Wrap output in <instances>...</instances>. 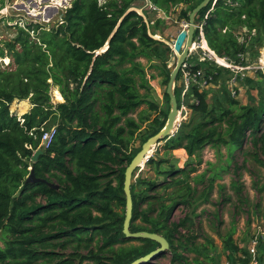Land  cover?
Masks as SVG:
<instances>
[{
	"label": "trees",
	"instance_id": "trees-1",
	"mask_svg": "<svg viewBox=\"0 0 264 264\" xmlns=\"http://www.w3.org/2000/svg\"><path fill=\"white\" fill-rule=\"evenodd\" d=\"M137 1L72 0L56 25L17 24L16 35L0 48V56H10L14 63L12 68L0 67V238L4 243L0 264H35L43 257L38 248L52 244L48 238L60 237L59 233L69 238L66 242L85 243L87 248L100 240L99 252L106 253L92 255L94 264H129L160 246L148 238H127L123 232L125 171L142 147L135 148L133 143L139 137L143 144L158 133L169 114L151 99L148 69L158 71L165 87L172 72L169 44L150 34L144 15L128 12ZM149 1L165 16L173 7L185 5L181 18L189 22L202 0ZM4 6L5 0H0V10ZM196 24H203L210 48L244 64L241 55L251 45L264 47V0H212L198 13ZM239 29L246 33L244 40L237 34ZM108 42L109 47L98 53ZM205 71L214 75V81L231 75L230 70L214 66H206ZM258 74L264 79L262 70ZM245 79L254 84L253 77ZM53 87L64 101H52ZM182 89L176 85L179 108ZM207 91L191 86L187 94V99H194L189 103L190 119L164 141L167 154L182 148L189 158H197L212 146L225 147L233 156L250 137L258 139L264 126V94L257 104L242 105L229 91L226 105L209 103ZM27 99L33 105L29 112L19 117L11 111L16 100ZM143 104L158 114L154 118L141 115L142 123H148L140 131L143 124L130 114ZM54 127L50 146L43 148V134ZM38 150L42 153L34 162ZM156 154L146 162L156 176L140 173L132 181L131 231L162 234L170 242L172 264H186L187 257L179 248L188 250L185 244L198 238L192 232L194 216L187 213L175 220L174 213L181 206L191 207L194 213L196 202L208 201L219 174L209 169V183L200 192L191 183L195 167L177 165L173 154ZM31 167L46 182L28 181ZM205 177L203 173L195 181L203 182ZM235 233L233 226L223 237L231 260L241 249ZM207 248L203 245L202 252ZM207 250L205 259L212 257ZM195 264L202 262L196 258Z\"/></svg>",
	"mask_w": 264,
	"mask_h": 264
},
{
	"label": "rangeland",
	"instance_id": "rangeland-1",
	"mask_svg": "<svg viewBox=\"0 0 264 264\" xmlns=\"http://www.w3.org/2000/svg\"><path fill=\"white\" fill-rule=\"evenodd\" d=\"M100 1L103 2L104 0ZM71 4L72 0H5V6L0 10V48H5L6 42L16 35L18 25L25 27L28 23H40L51 28L62 20L65 10ZM134 6L133 8L139 13H143L150 22V33L160 37V39L169 41L171 53L168 57V67L173 70L179 59V54L172 49L173 43L183 29L184 24L188 23L186 19L181 18V12L185 9V5L180 4L173 7L169 16H165L162 11L155 10L149 0H139ZM237 34L240 35L241 40H244L246 34L244 30L241 31L239 29ZM261 36L264 38V28L261 31ZM259 46V44H253L249 47L248 52L244 55L246 63L255 64L259 62L261 53H264V47L260 48ZM193 55L192 60L199 61L200 54L193 53ZM144 61L146 62V60ZM205 65L203 63L201 66L204 67ZM0 67H14L13 59L10 56H0ZM148 73L151 83V89L149 90L151 99L159 105L160 110L170 112V101L165 92L167 87L161 84V76L155 69L149 68ZM252 76L254 84H249L244 78L238 80L236 85H230L227 75H221L213 85L208 87L209 103L228 105L226 103L228 101L227 93L230 91L232 97L242 105L257 104L264 94V79L258 72H253ZM57 92L61 94L58 88L53 87L51 94L54 103L63 101V97L59 98ZM142 92H145V90L142 89ZM184 93L185 91L182 90L180 97L182 107L180 108L177 129L183 122L189 121L188 119L191 116L189 103L191 104L194 101V99H187V92ZM24 103L27 105L30 100L27 99L21 102L16 100L11 105V111L21 117L28 109V106H24ZM157 114L147 104H143L130 116L143 124L140 131H144L148 121L146 120L142 123L140 116L154 118ZM262 133H264V126L256 136L258 139L255 140L250 137L242 149L233 151V156L229 155V151L225 147L217 150L212 146H207L202 151L201 156L189 158L186 151L182 148L167 154L163 147L164 142L156 146L153 154H156L157 150L158 153L156 155L158 156L173 154L177 165L184 166L188 163L186 167L190 170L195 167V171L190 174L191 183L200 192L207 187L211 170L213 172L217 171L219 174L215 179V188L208 201L201 199L196 202L194 213H192L191 207L184 206L177 208L174 213L175 220L184 217L187 213L194 216L195 227L192 232H195L198 238L194 239V242L185 244L189 245L188 250L182 247L179 248V251L187 257L186 264H195L196 258H199L202 264H214L213 259L216 261L215 264H225L228 261L229 250L224 247L223 239L233 226L236 229L234 239L241 248L248 241L249 235L255 233L259 227L264 228V138L261 136ZM141 145L142 141L138 137L134 141L133 146L138 148ZM199 160H201V163H199ZM138 169L133 174V180L140 173L144 177L154 178L156 176L154 170L146 166V163ZM209 169L211 170L209 171ZM203 173H206V179L200 183L195 181ZM194 177L195 179H193ZM233 182L236 183L233 184ZM173 190L174 188H171L168 191ZM50 232L56 234L58 230ZM182 232L186 233L185 230H182ZM191 235L192 233L189 234V236ZM59 236L48 238L52 244L38 248L43 257L35 264H94L91 259L92 255L95 253H106L99 252L98 245L101 244L100 240L96 239L87 248L84 246L85 243L78 245V242H66L69 239L68 237L65 235L61 236V233H59ZM203 245L208 246L209 249L207 248L208 250H206L207 254L212 256L211 258L205 259L206 250L202 252ZM0 246H4L2 238H0ZM190 248H197L201 252L197 253L190 250ZM237 255L238 253H235L233 259L237 260ZM148 264H172V255L167 251L166 254L158 256Z\"/></svg>",
	"mask_w": 264,
	"mask_h": 264
},
{
	"label": "water",
	"instance_id": "water-1",
	"mask_svg": "<svg viewBox=\"0 0 264 264\" xmlns=\"http://www.w3.org/2000/svg\"><path fill=\"white\" fill-rule=\"evenodd\" d=\"M211 1L212 0H202L191 12L189 16L188 27L183 28L177 35V38L174 41V50L179 54V59H178L176 66L174 67V69L172 70L170 74V79H169L167 89H166V93L169 95V98H170V112L168 114L167 121L164 127L158 133L149 137L142 144L140 151L135 155V157L132 159V161L127 166L126 171H125L124 193L126 196V212H125L123 232L127 238H134V239L148 238L160 244V246L154 251H152L151 253L145 256H142L129 264H148L149 262H151L158 256L164 255L166 254L167 251L170 250V242L162 234H159L156 232H149V231H138V232L131 231V221L133 217V208H134L131 185L133 181L134 172L138 168L142 167L149 160V158L153 155V152L156 146L160 145L162 142L166 141L168 138H171L177 130L180 108H179V102H178V99L175 93V88L177 84L179 71H180L182 64L188 58L190 54V50L193 48V43L195 41V34H196V16L202 9L207 7ZM133 10H136V9L132 7L131 9L128 10V12L133 11ZM140 14L144 15L143 13H140ZM151 35L157 39H160V37H157L153 34ZM161 40L167 44H170L169 41L165 39H161ZM108 47H109V42L101 50L97 52L98 53L103 52ZM41 153H42V150L36 151L32 157V161L35 162ZM28 181L46 182L45 179L37 178L35 176L33 167H31V173L28 177ZM49 184L51 186L57 187V185L54 183H49Z\"/></svg>",
	"mask_w": 264,
	"mask_h": 264
},
{
	"label": "built area",
	"instance_id": "built-area-1",
	"mask_svg": "<svg viewBox=\"0 0 264 264\" xmlns=\"http://www.w3.org/2000/svg\"><path fill=\"white\" fill-rule=\"evenodd\" d=\"M155 10L162 11L158 7L152 5ZM189 25L185 23L183 28H187ZM196 29H199V36H195L193 48L190 50V54L186 61L182 64L177 84L180 85L185 93L191 89V86L196 84L198 89H208L210 85L214 84V75L207 73L206 66H214L216 68H225L230 70L231 75L228 78L230 85H236L238 80L245 77H253V72L262 70L264 74V53H261L258 63H237L235 60L228 56L219 55L215 50L209 47L208 42L204 35L203 24L197 25ZM246 31V30H245ZM172 49L174 50V43ZM175 51V50H174ZM193 53H199V61H193ZM242 60H245L241 55ZM201 63H206V66H199ZM218 74V71H214ZM176 84V85H177ZM184 93V94H185ZM233 94V93H232ZM55 128L46 131L42 137V147L48 148L55 135ZM228 261L225 264H264V228L259 227L255 233L249 235L246 244L238 251L237 260H231L228 256ZM221 264V263H219Z\"/></svg>",
	"mask_w": 264,
	"mask_h": 264
},
{
	"label": "crops",
	"instance_id": "crops-1",
	"mask_svg": "<svg viewBox=\"0 0 264 264\" xmlns=\"http://www.w3.org/2000/svg\"><path fill=\"white\" fill-rule=\"evenodd\" d=\"M58 93H59V92H58ZM60 96H61V98H62V94H60ZM23 101H25V100H23ZM63 101H64V99H63ZM20 102H21V101H20ZM61 102H62V101H61ZM24 104H25L24 106H28V109H27L26 112H29V111L31 110V108L33 107V105L31 104V102H30L29 104H27V105H26V103H24ZM26 112H25V113H26ZM22 115H23V114H22ZM22 115H21V116H22Z\"/></svg>",
	"mask_w": 264,
	"mask_h": 264
},
{
	"label": "bare ground",
	"instance_id": "bare-ground-1",
	"mask_svg": "<svg viewBox=\"0 0 264 264\" xmlns=\"http://www.w3.org/2000/svg\"><path fill=\"white\" fill-rule=\"evenodd\" d=\"M63 1H64V0H63ZM61 3H62V2H61ZM134 7H135V6H134ZM51 8H52V7H51ZM61 14H62V13H61ZM57 94H58L59 98H61V97H60V94H59L58 92H57Z\"/></svg>",
	"mask_w": 264,
	"mask_h": 264
}]
</instances>
